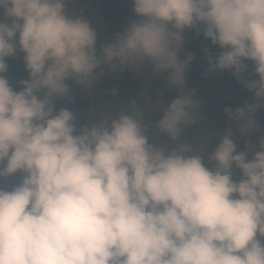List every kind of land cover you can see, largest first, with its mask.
Segmentation results:
<instances>
[{
    "label": "clouds",
    "instance_id": "clouds-1",
    "mask_svg": "<svg viewBox=\"0 0 264 264\" xmlns=\"http://www.w3.org/2000/svg\"><path fill=\"white\" fill-rule=\"evenodd\" d=\"M65 3L0 0V180L23 174L11 190L0 187V264H264V138L238 152L229 129L209 169L187 146L150 145L139 112L78 131L75 114L55 101L69 95L68 80L88 82L101 60L97 33L66 15ZM133 4L141 19L101 49L113 71L150 61L182 90L192 61L179 59L183 33L199 26L222 49L211 70L239 77L251 62L259 79L246 86L264 101V0ZM17 36L30 74L19 92L4 76ZM198 108L181 92L157 127L177 140ZM256 108L226 109L246 120L242 136L256 128Z\"/></svg>",
    "mask_w": 264,
    "mask_h": 264
},
{
    "label": "trees",
    "instance_id": "trees-1",
    "mask_svg": "<svg viewBox=\"0 0 264 264\" xmlns=\"http://www.w3.org/2000/svg\"><path fill=\"white\" fill-rule=\"evenodd\" d=\"M70 1L71 0H66L65 8L70 4ZM81 6L98 7L104 19L111 24L106 29V34L97 38V55L98 59L101 60V68L97 69L91 78L93 79L99 72L104 71L105 90L103 91V97L110 102H132L134 104H142L149 99H159L164 103H171L181 92H183V94L186 93L191 84L200 83L209 78H222L224 85L223 91L228 98L220 104V108L223 110L226 117H230L226 109H230L233 114L236 112L237 103L233 99L234 91L237 86L244 82L245 74L250 68V63L248 61L245 62L248 65L247 71L239 77L231 70L221 71L217 69L212 71L211 62L215 61L222 52V49H220L219 46L213 45L211 40L205 39V37H191L184 41L181 48L186 54L194 56V59L186 69L184 88L181 90L170 85L168 89L161 90L163 84L161 79L157 77L151 79L143 77L133 71L128 65L126 67H117V69L113 71L110 65L103 63L101 49L115 42L114 32L117 30L115 26H120L127 21L137 22L141 19L135 14L133 0H81ZM118 34L122 35V31L118 30ZM24 55L25 54L18 58H6L8 68L4 76L9 81L13 90L17 92L23 90L20 83L21 81L30 80V74L24 63ZM114 63L118 64L119 62ZM67 84L71 90L69 95L62 99H56L55 107L58 109L67 108L75 114L78 131L83 127L93 125L91 100L88 97H84L83 90L80 88L84 83L74 78L68 80ZM193 87H195L193 89V99L199 105V108L196 122L186 126L183 134L178 138L184 143H193L197 139L199 134V122L203 111L201 101L204 91L196 85ZM41 95H43V93H41ZM163 113V110L155 113L152 116V120L158 123L162 119ZM245 122L246 121H239L235 124V131L237 133L240 134L239 129ZM144 134L148 137L149 144L152 145L154 134L147 128V124H144ZM166 137L169 141L173 140L169 135ZM241 176L242 173L238 169L234 170V180H239Z\"/></svg>",
    "mask_w": 264,
    "mask_h": 264
},
{
    "label": "rangeland",
    "instance_id": "rangeland-1",
    "mask_svg": "<svg viewBox=\"0 0 264 264\" xmlns=\"http://www.w3.org/2000/svg\"><path fill=\"white\" fill-rule=\"evenodd\" d=\"M66 15L71 18H84L86 19L93 30L97 33V38L106 34V29L111 25L108 23L101 14L98 7L94 6H81V0H71L70 4L66 6ZM3 15L0 13V19H3ZM135 21H127L126 23L115 26L117 30L114 32V37L119 35L118 30L122 31V34L127 30L130 24ZM138 22V21H137ZM184 41L191 37L202 38L203 28L197 27L193 29H186L183 33ZM19 37L17 36V43ZM16 58L21 57L24 53L19 49V44L17 45ZM189 56L182 50L179 52V59L184 61L186 57ZM192 60L194 56H192ZM132 70L137 72L146 78H159L162 81L161 90H166L170 87L168 83L166 73H157L150 61H144L137 64L128 65ZM259 77L256 75L255 66L250 62V69L246 73L245 82L243 85L237 87L235 93V100L237 102V109L246 108L248 105H256V111L251 114L252 119L256 121V128L249 132L247 135H241L237 133L234 129L235 124L239 121L232 119L231 117H225L223 110L220 108L221 102L224 100L225 95L221 94L223 91V79L221 78H209L200 83L191 84L190 88L186 93L193 94V86L196 85L204 91L202 97L203 111L199 122V134L197 139L193 143H184L181 140L167 139V134L162 132L158 127V123L152 120V116L160 111H164L170 103H164L159 99H149L142 104H134L132 102H121L112 103L105 97H103V91L105 90V79L104 71L99 72L98 75L94 76L88 82L84 83L82 92L84 97H88L91 100L92 106V123H102L107 120L109 123L112 119L117 118L121 113L127 112L129 114H134L139 112L141 114L142 124H147V128L153 132V146L157 148L164 149L166 152L170 153L173 150H178L183 146H187L190 151L188 155H201L203 162L206 167L213 169L215 167L214 162L210 161L212 153L215 151L218 144L221 142L223 136L230 129L235 138V143L237 145V151H244L247 149V145L251 144L253 148L258 150L259 142L264 138V101L257 100L255 93L250 91L246 86V82L258 80ZM194 96V94H193ZM58 109V108H57ZM246 121V120H245ZM249 159H252V154H249ZM23 174L18 173L13 177H9L5 180H0V187L7 190H11L14 185H18L22 180Z\"/></svg>",
    "mask_w": 264,
    "mask_h": 264
},
{
    "label": "bare ground",
    "instance_id": "bare-ground-1",
    "mask_svg": "<svg viewBox=\"0 0 264 264\" xmlns=\"http://www.w3.org/2000/svg\"><path fill=\"white\" fill-rule=\"evenodd\" d=\"M168 103V102H167Z\"/></svg>",
    "mask_w": 264,
    "mask_h": 264
}]
</instances>
